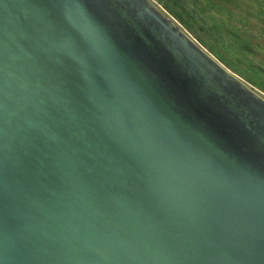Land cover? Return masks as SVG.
Returning a JSON list of instances; mask_svg holds the SVG:
<instances>
[{"label":"water","instance_id":"water-1","mask_svg":"<svg viewBox=\"0 0 264 264\" xmlns=\"http://www.w3.org/2000/svg\"><path fill=\"white\" fill-rule=\"evenodd\" d=\"M0 264H264V98L152 0H0Z\"/></svg>","mask_w":264,"mask_h":264},{"label":"rangeland","instance_id":"rangeland-1","mask_svg":"<svg viewBox=\"0 0 264 264\" xmlns=\"http://www.w3.org/2000/svg\"><path fill=\"white\" fill-rule=\"evenodd\" d=\"M264 98V0H152Z\"/></svg>","mask_w":264,"mask_h":264}]
</instances>
